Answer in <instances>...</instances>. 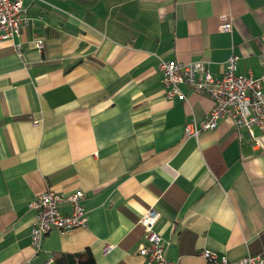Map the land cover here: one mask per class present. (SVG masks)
<instances>
[{
  "label": "crops",
  "instance_id": "obj_1",
  "mask_svg": "<svg viewBox=\"0 0 264 264\" xmlns=\"http://www.w3.org/2000/svg\"><path fill=\"white\" fill-rule=\"evenodd\" d=\"M22 1L35 25L0 42V264H57L87 248L97 264H145L150 208L170 264H210L203 250L264 256V134L239 138L223 118L186 135L213 101L185 85L167 98L159 71L161 60L204 61L220 76L234 54L238 74L264 87V0ZM47 190L83 191L88 220L36 250L30 204Z\"/></svg>",
  "mask_w": 264,
  "mask_h": 264
},
{
  "label": "built area",
  "instance_id": "obj_2",
  "mask_svg": "<svg viewBox=\"0 0 264 264\" xmlns=\"http://www.w3.org/2000/svg\"><path fill=\"white\" fill-rule=\"evenodd\" d=\"M220 21V31L232 30V19L228 14H222ZM34 25L35 19L30 16L22 0H0V42L13 40L20 36L23 30ZM34 47L42 51L44 40L35 38ZM17 48L20 50L19 45ZM238 60L239 57L232 54L227 59L220 76L212 74L204 61L188 63L160 61L161 82L167 98L171 99L175 96L184 98L180 86L185 85L191 91L209 97L213 101V108L205 120L186 125V135L197 138L204 130H215L223 118L233 122L239 138H242L243 128L249 132L253 140H256L253 127L259 128L264 134L263 81L252 74H238ZM84 199L85 194L80 190L66 196L52 190L37 195L30 204V208L35 212L31 229L33 247L39 250L44 236L54 229L70 231L85 226L88 211L83 203ZM63 205H69L70 212H65L62 209ZM159 218V212L150 208L140 219L145 235L138 253L145 258V264H170L165 259L164 240L156 231ZM110 248L108 246L107 250ZM200 254L210 264H264L263 255H248L239 260H230L211 250H203Z\"/></svg>",
  "mask_w": 264,
  "mask_h": 264
},
{
  "label": "trees",
  "instance_id": "obj_3",
  "mask_svg": "<svg viewBox=\"0 0 264 264\" xmlns=\"http://www.w3.org/2000/svg\"><path fill=\"white\" fill-rule=\"evenodd\" d=\"M57 264H97L89 248L75 254H64L56 258Z\"/></svg>",
  "mask_w": 264,
  "mask_h": 264
}]
</instances>
